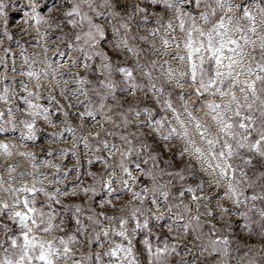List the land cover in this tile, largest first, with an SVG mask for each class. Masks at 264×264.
Masks as SVG:
<instances>
[{"label": "snow or ice", "instance_id": "snow-or-ice-1", "mask_svg": "<svg viewBox=\"0 0 264 264\" xmlns=\"http://www.w3.org/2000/svg\"><path fill=\"white\" fill-rule=\"evenodd\" d=\"M0 264H264V0H0Z\"/></svg>", "mask_w": 264, "mask_h": 264}, {"label": "rangeland", "instance_id": "rangeland-1", "mask_svg": "<svg viewBox=\"0 0 264 264\" xmlns=\"http://www.w3.org/2000/svg\"><path fill=\"white\" fill-rule=\"evenodd\" d=\"M256 242H258V241H256Z\"/></svg>", "mask_w": 264, "mask_h": 264}]
</instances>
